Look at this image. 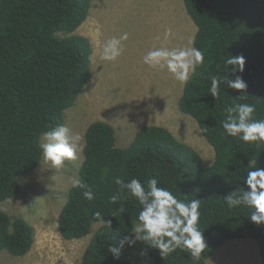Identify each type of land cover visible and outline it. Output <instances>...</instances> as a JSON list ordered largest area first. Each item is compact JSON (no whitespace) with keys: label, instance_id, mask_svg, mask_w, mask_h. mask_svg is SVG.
<instances>
[{"label":"trees","instance_id":"trees-1","mask_svg":"<svg viewBox=\"0 0 264 264\" xmlns=\"http://www.w3.org/2000/svg\"><path fill=\"white\" fill-rule=\"evenodd\" d=\"M183 2L197 27L194 46L205 53V62L185 85L179 108L206 130L202 134L214 149V163L207 167L196 149L163 126H144L131 145L119 148L114 126L90 124L79 179L95 198L88 201L84 189L72 187L58 219L67 241L82 239L96 223L102 224L81 264H208L235 239L254 240L264 263V225L252 224L246 207L229 209L224 202V196L242 184L249 161L264 167V145L229 137L219 123L224 108L233 103H255V118L264 119V0ZM91 6L92 0H0V203L20 193L21 177L42 162L41 134L65 124L66 112L92 80L91 41L76 33ZM239 54L246 60L244 72L237 73L248 84L246 99H237L240 93L226 84L214 99L209 77H226L231 66L225 60ZM117 177L141 182L155 177L180 199H202L199 227L207 248L201 259L179 249L162 258L143 241L121 247L139 206L135 198L118 193ZM113 195L120 196L115 203L110 202ZM96 211L111 226L94 218ZM34 244V227L0 208V254L23 257ZM111 246L119 249V258Z\"/></svg>","mask_w":264,"mask_h":264},{"label":"rangeland","instance_id":"rangeland-1","mask_svg":"<svg viewBox=\"0 0 264 264\" xmlns=\"http://www.w3.org/2000/svg\"><path fill=\"white\" fill-rule=\"evenodd\" d=\"M166 32L170 35L165 37ZM91 41L92 80L76 105L66 112L65 124L84 136L88 126L104 121L116 129L119 148L133 143L144 126H163L192 146L210 167L215 160L197 121L179 108L185 85L166 69H152L142 63L151 48L185 46L195 39L197 27L187 14L183 0H92L87 21L76 32ZM127 33L123 53L114 62L101 59L103 44ZM159 36L160 40L154 37ZM191 46V45H188ZM84 149L76 160L54 168L42 159L31 174L21 177L20 193L0 203L11 217H22L35 229V244L23 257L3 251L0 264H81L96 223L86 237L62 238L58 219L67 202L73 179H79ZM208 264H264L258 244L252 239H235L220 249Z\"/></svg>","mask_w":264,"mask_h":264},{"label":"clouds","instance_id":"clouds-1","mask_svg":"<svg viewBox=\"0 0 264 264\" xmlns=\"http://www.w3.org/2000/svg\"><path fill=\"white\" fill-rule=\"evenodd\" d=\"M169 35L170 32H166L165 37ZM127 39V33L108 39L103 44L101 59L116 61L123 53L122 41ZM154 39L158 41L160 37L156 36ZM204 62L205 53L194 46V37L188 40L187 45L181 47H153L142 57L144 65L152 69H166L172 78L182 85H187L196 75L197 68L203 66ZM225 63L231 66L227 76H210L209 93L216 99L220 95L221 84H226L227 89L240 93L237 99L245 100L248 84L242 75L237 74L244 72L245 57L242 54L230 55ZM256 111L255 103H233L225 107L224 118L219 122L224 134L246 144H254L257 147L264 145V119L255 118ZM39 147L44 161L54 168H59L66 160H76L82 154L84 136L66 124L58 123L41 134ZM115 184L118 193H126L129 198H135L139 206L130 235L120 242L121 247L125 243L133 246L137 241H143L152 249L159 250L162 258L179 249L188 253L192 259H201V254L207 248L204 232L199 227L202 199H180L155 177H150L145 182L137 178L124 181L117 177ZM72 185L84 189V199L91 201L95 198L92 189L83 180L73 179ZM119 198V195H113L110 202L115 203ZM224 202L229 209L246 207L249 209L247 219L256 226L264 225V167H258L257 160L249 161L242 176V184L225 195ZM93 217L111 226V221H105L99 211L94 212ZM111 247L112 254L119 258V249Z\"/></svg>","mask_w":264,"mask_h":264},{"label":"crops","instance_id":"crops-1","mask_svg":"<svg viewBox=\"0 0 264 264\" xmlns=\"http://www.w3.org/2000/svg\"><path fill=\"white\" fill-rule=\"evenodd\" d=\"M176 1V0H175Z\"/></svg>","mask_w":264,"mask_h":264}]
</instances>
